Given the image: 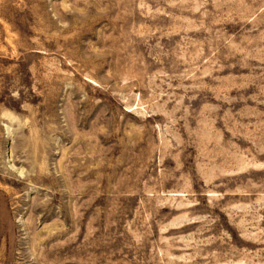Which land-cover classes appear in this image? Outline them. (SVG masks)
<instances>
[{
    "label": "rangeland",
    "instance_id": "374dc122",
    "mask_svg": "<svg viewBox=\"0 0 264 264\" xmlns=\"http://www.w3.org/2000/svg\"><path fill=\"white\" fill-rule=\"evenodd\" d=\"M0 264H264V0H0Z\"/></svg>",
    "mask_w": 264,
    "mask_h": 264
}]
</instances>
